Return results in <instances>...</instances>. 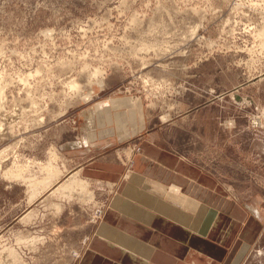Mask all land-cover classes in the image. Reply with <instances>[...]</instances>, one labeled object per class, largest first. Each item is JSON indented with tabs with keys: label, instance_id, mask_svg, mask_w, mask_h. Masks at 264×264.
<instances>
[{
	"label": "rangeland",
	"instance_id": "obj_1",
	"mask_svg": "<svg viewBox=\"0 0 264 264\" xmlns=\"http://www.w3.org/2000/svg\"><path fill=\"white\" fill-rule=\"evenodd\" d=\"M86 130L82 164L114 151L120 176L62 189ZM144 140L216 180L229 249L250 229L240 264H264V0H0V264H80Z\"/></svg>",
	"mask_w": 264,
	"mask_h": 264
},
{
	"label": "crops",
	"instance_id": "obj_2",
	"mask_svg": "<svg viewBox=\"0 0 264 264\" xmlns=\"http://www.w3.org/2000/svg\"><path fill=\"white\" fill-rule=\"evenodd\" d=\"M122 102L129 103L127 98ZM98 111L97 115L101 116L98 119L103 123L116 117L118 131L126 137L130 132L136 135V124L139 129L146 125L145 114L139 112L137 116L133 109L127 110V115L118 112L115 117L109 107ZM92 116L95 118V114ZM89 131L86 130L82 142L68 143L66 154H70V160L80 167L72 170L75 174H88L99 186L105 179L119 178L121 164L114 151L88 160L87 165L82 164L81 157L91 149L89 138L95 136V132ZM142 145L143 152L136 156V169L119 183L80 264H189L188 261L192 264H240V257L254 236L248 229L242 233V246L238 250V245L229 249L233 235L229 233L231 225L226 226L228 216L219 215L216 204H223L227 195L216 180L161 144L144 140ZM63 162L65 165L67 159ZM58 169L60 178L63 172ZM171 183L180 187L181 192L170 190ZM226 203L230 209L228 200ZM249 224L252 225L250 221Z\"/></svg>",
	"mask_w": 264,
	"mask_h": 264
},
{
	"label": "bare ground",
	"instance_id": "obj_3",
	"mask_svg": "<svg viewBox=\"0 0 264 264\" xmlns=\"http://www.w3.org/2000/svg\"><path fill=\"white\" fill-rule=\"evenodd\" d=\"M101 73V72H100ZM93 74L95 75H99V69H95ZM145 79V78H144ZM131 84V83H130ZM79 84L75 83L74 81L73 82H70V86L73 88H77ZM2 123V122H1ZM141 149V148H140ZM125 154V153H124ZM136 154V153H135ZM126 159V158H125ZM126 161V160H125ZM130 175V174H129ZM127 176V175H126ZM81 182L80 178L75 174L74 177L72 178V180H70V184L67 186L66 184L62 185V189L64 188H69L70 186L74 185V184H77ZM35 184V183H34ZM76 185V186H77ZM87 185V184H86ZM86 187V186H85ZM61 188V185L60 187ZM59 188H57L59 190ZM84 188V187H83ZM172 190L175 191V192H181V188L178 187V186H174L172 185L171 186ZM70 190V189H69ZM95 205V204H94ZM96 206V205H95ZM18 262H20V260H18Z\"/></svg>",
	"mask_w": 264,
	"mask_h": 264
}]
</instances>
